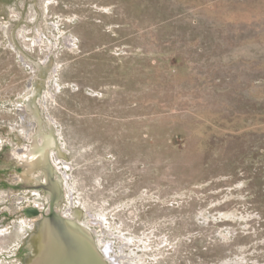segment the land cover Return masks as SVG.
Wrapping results in <instances>:
<instances>
[{
	"label": "rangeland",
	"instance_id": "obj_1",
	"mask_svg": "<svg viewBox=\"0 0 264 264\" xmlns=\"http://www.w3.org/2000/svg\"><path fill=\"white\" fill-rule=\"evenodd\" d=\"M52 205L111 264H264V0H0V264Z\"/></svg>",
	"mask_w": 264,
	"mask_h": 264
},
{
	"label": "bare ground",
	"instance_id": "obj_2",
	"mask_svg": "<svg viewBox=\"0 0 264 264\" xmlns=\"http://www.w3.org/2000/svg\"><path fill=\"white\" fill-rule=\"evenodd\" d=\"M37 0H35L36 2ZM15 37V36H14ZM16 39V37H15ZM39 69H40V74L42 76V78H44L46 76V72L48 71L49 66H42L41 64H37ZM36 102L35 101H31L29 103V108L32 112V114L36 117L37 120L42 121V118L38 112V108L36 107ZM43 124V123H42ZM41 127V126H40ZM42 137V140L45 142V144L49 145V147H52L53 149L57 150L59 152L60 157H64V154L62 153V151L58 148V142L56 140V137L54 135V132H43L42 130L39 131L38 133V137ZM43 145V147H46V145ZM40 146L35 145V148L33 150V154L37 155L39 154L41 148ZM43 158V157H41ZM40 158V159H41ZM43 160L45 162H47V156L45 155ZM36 166V165H33ZM48 172H50V176L52 178V171H47V175L49 174ZM49 176H48V180H49ZM50 181V180H49ZM52 184H55V186H58L55 182V180L51 181ZM60 185V184H59ZM59 188V187H58ZM64 201V199H63ZM57 207L60 209L61 208V203L58 202ZM75 212V219L72 218L71 220H69V224L71 226V229H73L77 234L81 235L82 237H84V239H86L88 241V243L90 244L91 248L93 249V251L95 252V255L97 256L96 259V263L93 264H111L109 262V259L111 258V256L108 258H105L104 255H101V252L98 251L97 247H96V242L94 240V237L82 226L79 225L78 222L81 219V214L80 211L76 210ZM73 216V217H74ZM39 234L41 235L39 237V240H36L34 242H32V244H34L36 247L35 250V254L33 253V257L31 258V260L28 262V264H63V257L65 255V252H62V250L59 247V243H61V241L59 240V238L56 236V234L54 233V228L53 225L51 224V222L49 220H46L40 227H39ZM96 235V234H95ZM40 252V256L36 255V253ZM62 252V253H61ZM110 252L109 247L106 248V254H108ZM103 253V251H102ZM63 255V256H62ZM85 264V263H84ZM112 264H120L119 260H113Z\"/></svg>",
	"mask_w": 264,
	"mask_h": 264
},
{
	"label": "water",
	"instance_id": "obj_3",
	"mask_svg": "<svg viewBox=\"0 0 264 264\" xmlns=\"http://www.w3.org/2000/svg\"><path fill=\"white\" fill-rule=\"evenodd\" d=\"M39 166V165H37ZM37 166H30L28 165V168L30 170H34L37 168ZM46 171H49L47 168ZM49 176V182L52 181V178L50 176V172H48ZM53 186H55L53 184ZM56 187V186H55ZM59 188L53 189V193L57 197L59 195ZM52 212V225L54 228V233L59 238L61 243H59V247L62 250V252H65L66 257H63V264H93L96 263L97 256L95 255V252L91 248L90 244L84 237L77 234L73 229H71V226L69 224V221L61 218L58 214L54 213L53 205L51 207ZM38 241H40L38 239ZM36 247L34 244H31L29 249L35 252ZM61 252V253H62ZM39 256V255H38ZM63 256V255H62Z\"/></svg>",
	"mask_w": 264,
	"mask_h": 264
}]
</instances>
